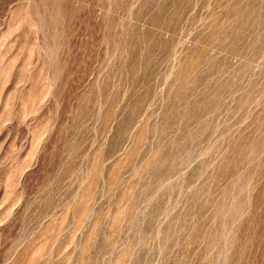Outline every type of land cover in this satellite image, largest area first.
Listing matches in <instances>:
<instances>
[{
	"label": "rangeland",
	"instance_id": "rangeland-1",
	"mask_svg": "<svg viewBox=\"0 0 264 264\" xmlns=\"http://www.w3.org/2000/svg\"><path fill=\"white\" fill-rule=\"evenodd\" d=\"M0 264H264V0H0Z\"/></svg>",
	"mask_w": 264,
	"mask_h": 264
}]
</instances>
